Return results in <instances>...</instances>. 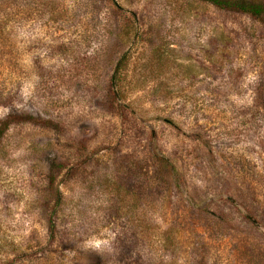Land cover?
<instances>
[{"label": "rangeland", "instance_id": "obj_1", "mask_svg": "<svg viewBox=\"0 0 264 264\" xmlns=\"http://www.w3.org/2000/svg\"><path fill=\"white\" fill-rule=\"evenodd\" d=\"M38 1L3 33L41 39V77L0 64V116L61 129L2 137L0 264H264V29L199 0Z\"/></svg>", "mask_w": 264, "mask_h": 264}, {"label": "trees", "instance_id": "obj_2", "mask_svg": "<svg viewBox=\"0 0 264 264\" xmlns=\"http://www.w3.org/2000/svg\"><path fill=\"white\" fill-rule=\"evenodd\" d=\"M211 7L236 15H240L250 19L251 21L258 24L264 29V0H199ZM35 2V3H34ZM111 5H113V0H108ZM0 4V64L11 66L15 70L20 72H28L26 77H35L40 79L41 77V55L37 53L36 48L41 44V39H29L27 40V46L34 47V50L19 51L12 48V39L8 34L4 32V26L7 27L9 21L13 19L15 15H20V22H23L28 18L30 14L37 17V20L41 18V2L38 0H1ZM114 9V8H113ZM23 43H25L23 41ZM26 45V44H25ZM111 51L110 56L114 54V50H117V45L115 41L110 42L109 51ZM110 58V57H109ZM120 57L115 63V70L111 76L110 82L108 84L113 85L114 73L121 62ZM103 107L104 109H113L112 103L116 101V95L111 89L106 92L105 98L103 97ZM19 124H29L37 127H43L50 129L55 133H60V125L57 122H53L49 119H43L38 115H33L28 111L15 112L11 114H5L0 116V142L3 135L8 131V129L14 125ZM159 161L165 162L159 158ZM166 165V164H165ZM60 166L55 167V172L53 177H49L50 182L54 181L56 171L60 170ZM69 168H74V166H69ZM48 193L52 194L53 198L56 197L57 191H55L53 182L47 187ZM95 264V263H93Z\"/></svg>", "mask_w": 264, "mask_h": 264}, {"label": "water", "instance_id": "obj_3", "mask_svg": "<svg viewBox=\"0 0 264 264\" xmlns=\"http://www.w3.org/2000/svg\"><path fill=\"white\" fill-rule=\"evenodd\" d=\"M246 218H248L249 221H251L252 223H255V224H256V222L254 221V219H252L251 217H249V216L246 215ZM256 225H257V224H256Z\"/></svg>", "mask_w": 264, "mask_h": 264}]
</instances>
